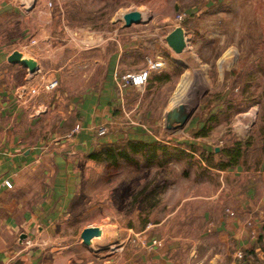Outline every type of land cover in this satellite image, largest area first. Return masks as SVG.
Returning <instances> with one entry per match:
<instances>
[{
    "label": "rangeland",
    "instance_id": "374dc122",
    "mask_svg": "<svg viewBox=\"0 0 264 264\" xmlns=\"http://www.w3.org/2000/svg\"><path fill=\"white\" fill-rule=\"evenodd\" d=\"M5 1L16 8L0 16V44L7 51L21 48L49 56L50 67H61L56 88L66 96L85 94L103 76L109 53L121 44L124 50L130 47L124 56L130 70L144 68L148 57L165 61L164 69L152 70L145 85L128 91L122 86L124 102L118 106L122 121H128L122 125L184 147L194 142L213 148L251 138L248 160L262 147L264 0ZM130 10L140 11L142 21L126 26L123 15ZM179 13L184 14L181 20ZM178 25L186 45L177 53L166 35ZM165 72L169 79L158 82L154 76ZM186 73L191 78L187 97L177 101ZM180 102L191 114L183 125L168 129L165 112ZM59 103L69 108L74 102ZM210 112L217 122L208 135L195 136L199 119ZM105 125L108 133L116 132ZM217 178L215 172L200 178L185 159L166 166L112 168L84 157L66 218L45 246L51 253L63 250L61 258H52L59 264H197L204 258L200 264H205L210 257L220 264H264V246L255 250L257 245L249 242L238 257L236 247L223 250L218 235L204 236L202 214L209 204L213 216L225 215L228 206L223 196L208 203ZM193 194L202 197L186 198ZM88 225L103 232L84 245L80 233ZM154 237L162 244L150 250L143 241Z\"/></svg>",
    "mask_w": 264,
    "mask_h": 264
},
{
    "label": "crops",
    "instance_id": "0c3cea01",
    "mask_svg": "<svg viewBox=\"0 0 264 264\" xmlns=\"http://www.w3.org/2000/svg\"><path fill=\"white\" fill-rule=\"evenodd\" d=\"M15 8L12 3L0 0V16L3 11ZM15 49L23 56L33 57L38 68L31 72L20 63L10 62L8 56ZM129 51L130 47L124 50L118 45V50L108 55L103 76L85 94L68 97L62 88L44 87L61 69L49 66V56H38L21 48L7 51L0 44V264H59L52 258H61L63 250L51 253L45 244L58 223L66 218L82 159L99 141L113 140L119 134L148 138L146 133L136 132L137 127L121 124L128 121H122L118 102H124V90L133 86L123 90L116 72L130 70L131 65L124 61ZM59 102L74 103L67 108ZM76 123L82 124V130L69 135ZM105 123L111 129L116 128V132L99 137L95 128ZM260 148L246 162L213 169L218 184L215 195L208 196L212 199L208 203L223 196L228 206L225 215L213 216L209 204L202 214L205 219L202 232L206 239L218 235L227 253L249 242L257 245L255 250L264 246V149ZM6 179L11 180L12 187L6 186ZM195 197L202 195L186 198ZM247 220L252 225H247ZM204 259L197 260V264L205 262ZM208 260L205 264H213V260L220 264L215 257Z\"/></svg>",
    "mask_w": 264,
    "mask_h": 264
},
{
    "label": "trees",
    "instance_id": "16d2710c",
    "mask_svg": "<svg viewBox=\"0 0 264 264\" xmlns=\"http://www.w3.org/2000/svg\"><path fill=\"white\" fill-rule=\"evenodd\" d=\"M154 77L159 81L160 79L167 80L170 76L168 73H164ZM216 117V114L212 112L204 118L201 117L199 121H202V125L198 127L195 136L208 135L212 126L217 122ZM184 145L185 147L179 143L151 139L150 137H131L124 133L119 134L113 140L99 141L87 152L86 157L95 162H103L112 168H118L121 165L136 168L152 165L166 166L171 160L185 159L187 165H194L198 176L205 179L212 174L213 169H226L236 166L240 162H246L252 141L251 138L245 141L236 139L230 144L220 146L219 150H216V146L207 148L194 142H185ZM261 148L264 149V142ZM184 171L186 175L190 174L188 169Z\"/></svg>",
    "mask_w": 264,
    "mask_h": 264
},
{
    "label": "water",
    "instance_id": "95a60500",
    "mask_svg": "<svg viewBox=\"0 0 264 264\" xmlns=\"http://www.w3.org/2000/svg\"><path fill=\"white\" fill-rule=\"evenodd\" d=\"M125 25L129 26L133 23H140L142 21V14L138 10H130L123 15ZM167 44L175 51L180 52L186 45V38L184 29L182 26L178 25L173 28L166 35ZM8 60L12 63H20L27 67L31 72L35 71L37 66V61L33 57L23 56L22 52L18 49L13 50L9 56ZM191 110L185 103L180 102L177 105H173L165 112V127L168 129L183 125L191 114ZM219 147H216L218 150ZM102 228L97 225H88L84 227L80 233L82 238V243L84 245H90L92 238L102 234ZM24 237V234L21 236ZM16 264V263H15ZM95 264V263H89Z\"/></svg>",
    "mask_w": 264,
    "mask_h": 264
},
{
    "label": "built area",
    "instance_id": "2783aa9c",
    "mask_svg": "<svg viewBox=\"0 0 264 264\" xmlns=\"http://www.w3.org/2000/svg\"><path fill=\"white\" fill-rule=\"evenodd\" d=\"M178 20H181L184 18V14L183 13H179L177 15ZM164 59L160 58L158 60H153L152 58L147 59L146 62V66L144 68H139L137 70H128L124 73L121 72H116V79L118 80V84L120 86H143L146 84V82L148 81L149 77H150V73L152 70L154 69H162L164 67ZM59 84V79L57 77H53L51 79H49L48 81L45 82L44 87L46 89L52 90L54 88H56ZM83 128L81 123H76L73 128L71 129V131L69 132V135H74L75 133L81 131ZM95 132L98 136H103L105 134H107V127L105 124H100L95 128ZM5 184L7 187H12V182L9 179L5 180ZM232 213V212H231ZM247 225H252V222L250 220H247L246 222ZM250 234L251 236H255V229L252 228L250 230ZM144 245L148 248V249H153L155 247H159L162 244V240L158 237H154L151 238L150 240L144 242ZM243 253L241 248H238L236 250V256L238 257H242Z\"/></svg>",
    "mask_w": 264,
    "mask_h": 264
},
{
    "label": "bare ground",
    "instance_id": "6f19581e",
    "mask_svg": "<svg viewBox=\"0 0 264 264\" xmlns=\"http://www.w3.org/2000/svg\"><path fill=\"white\" fill-rule=\"evenodd\" d=\"M229 57L230 56H227V58H229ZM190 83H191V78H190L189 74L186 73L183 76V79H182L181 90H180V93H179V96H178L177 101L178 100H185L186 99L187 93H188V89H189V86H190ZM172 106H170V107H172Z\"/></svg>",
    "mask_w": 264,
    "mask_h": 264
}]
</instances>
